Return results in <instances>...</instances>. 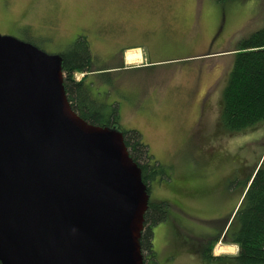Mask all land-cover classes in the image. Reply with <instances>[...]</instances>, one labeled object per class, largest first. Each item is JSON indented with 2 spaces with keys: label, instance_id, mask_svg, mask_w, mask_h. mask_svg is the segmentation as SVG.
<instances>
[{
  "label": "rangeland",
  "instance_id": "obj_1",
  "mask_svg": "<svg viewBox=\"0 0 264 264\" xmlns=\"http://www.w3.org/2000/svg\"><path fill=\"white\" fill-rule=\"evenodd\" d=\"M262 27L264 0H0L1 34L49 53L86 35L95 97L107 113L118 106L116 125L139 130L165 171L150 181V198L171 204L154 229L159 264H239L225 233L264 167V120L225 127L223 92L239 42Z\"/></svg>",
  "mask_w": 264,
  "mask_h": 264
},
{
  "label": "water",
  "instance_id": "obj_2",
  "mask_svg": "<svg viewBox=\"0 0 264 264\" xmlns=\"http://www.w3.org/2000/svg\"><path fill=\"white\" fill-rule=\"evenodd\" d=\"M62 62L0 33V263L143 264L142 169L73 109Z\"/></svg>",
  "mask_w": 264,
  "mask_h": 264
},
{
  "label": "trees",
  "instance_id": "obj_3",
  "mask_svg": "<svg viewBox=\"0 0 264 264\" xmlns=\"http://www.w3.org/2000/svg\"><path fill=\"white\" fill-rule=\"evenodd\" d=\"M234 53V64L223 92L221 120L225 127L236 131L264 120V27L242 38ZM60 54L64 86L73 109L93 124L118 127V106L114 105L107 113L103 103H99L95 97L92 81L86 79L88 72L92 71L94 59L86 35H79L70 48ZM77 71L86 72V75L77 79ZM123 132L129 152L141 167L150 193V181L165 173L163 165L150 153L149 145L139 130L125 129ZM242 196L235 215L240 226L231 234L228 229L225 233L228 240L225 241L239 245L238 253L232 258L237 263L264 264V167L257 166L250 174ZM170 206L167 200L150 198L141 233L143 264H159L154 246V229L157 224L167 220ZM222 234L204 249L203 253L208 259L221 258L212 253V245Z\"/></svg>",
  "mask_w": 264,
  "mask_h": 264
},
{
  "label": "bare ground",
  "instance_id": "obj_4",
  "mask_svg": "<svg viewBox=\"0 0 264 264\" xmlns=\"http://www.w3.org/2000/svg\"><path fill=\"white\" fill-rule=\"evenodd\" d=\"M139 56H140L139 53H135V52L132 51V50H130V51L127 52V59H128V61H129V60H131V61H135V60L138 59ZM131 61H130V62H131Z\"/></svg>",
  "mask_w": 264,
  "mask_h": 264
},
{
  "label": "crops",
  "instance_id": "obj_5",
  "mask_svg": "<svg viewBox=\"0 0 264 264\" xmlns=\"http://www.w3.org/2000/svg\"><path fill=\"white\" fill-rule=\"evenodd\" d=\"M221 238H222V237H221ZM170 241H171V240H170ZM181 248H188V247H187V246L184 247V246L182 245ZM239 248H240L239 245L235 244V248H234V249H237V251H239ZM237 253H238V252H237Z\"/></svg>",
  "mask_w": 264,
  "mask_h": 264
},
{
  "label": "flooded vegetation",
  "instance_id": "obj_6",
  "mask_svg": "<svg viewBox=\"0 0 264 264\" xmlns=\"http://www.w3.org/2000/svg\"><path fill=\"white\" fill-rule=\"evenodd\" d=\"M25 40H26V39H25ZM26 41H31V40H30V39H29V40L27 39ZM31 42H32V41H31ZM32 43H33V42H32Z\"/></svg>",
  "mask_w": 264,
  "mask_h": 264
}]
</instances>
